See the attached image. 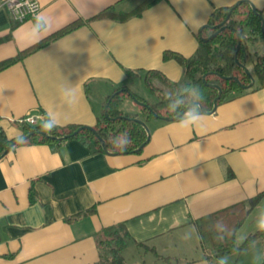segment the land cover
<instances>
[{
  "label": "crops",
  "instance_id": "0c3cea01",
  "mask_svg": "<svg viewBox=\"0 0 264 264\" xmlns=\"http://www.w3.org/2000/svg\"><path fill=\"white\" fill-rule=\"evenodd\" d=\"M36 1L37 14L21 22L0 7V62L74 21L83 24L0 70V130L8 139L24 136L18 120L28 115L93 127L118 87L144 85V71L181 81L182 66L163 53L191 56L215 9L245 1L264 18V0H160L124 21L92 18L142 0ZM41 13L51 25L34 41L29 30ZM126 70L140 74L128 79ZM69 83L72 106L61 96ZM126 99L119 109L136 115ZM141 119L150 135L139 152L107 154L68 138L24 142L0 158V264H96V234L119 224L131 239L125 250L169 257L165 264L261 263L264 238L241 244L264 223V87L218 103L196 129ZM262 192L236 231L241 247L213 259L196 222Z\"/></svg>",
  "mask_w": 264,
  "mask_h": 264
},
{
  "label": "trees",
  "instance_id": "16d2710c",
  "mask_svg": "<svg viewBox=\"0 0 264 264\" xmlns=\"http://www.w3.org/2000/svg\"><path fill=\"white\" fill-rule=\"evenodd\" d=\"M158 1L160 0H142L130 11L114 13L107 10L94 16L92 19L112 18L124 21L131 17L139 16L143 10L156 4ZM231 8L221 7L215 9L210 16L208 24L215 26L220 23L225 19ZM257 12H253L251 6L246 2L233 8L229 18L225 21L224 30L208 41H203L202 37H207L215 31L208 28L204 29L202 36L199 37L195 52L189 57H183L178 53L165 51L163 53L164 59H175L182 66L183 78L179 82H173L158 71H144L142 73L144 87L155 97L154 102H149L145 97L132 91L127 83H123L118 87L115 91L127 89L129 93L122 91L113 97L109 96L106 99V102L109 100L107 116L103 111L98 117L97 123L93 126L97 135L104 140L107 151L110 153H133L134 150L144 145L147 140V132L143 126L131 119L137 118V115L124 113L119 109V105L126 98L132 99L135 97L146 103V106H139V108L142 111L143 118L147 120L153 118V114H157L160 117H171L167 110L169 97L173 99V102L183 99V102L187 103L189 97L182 92L185 85H194L200 89L204 95L203 109L206 112L212 110L214 98L218 95V89L208 84L216 85L221 89L217 104L244 91L264 87V50L260 53L253 51L252 74L255 82L249 88H245V86L250 83V78L236 62L237 59L239 63L247 67V60L252 55L249 52L247 43L249 41L254 42L258 39L264 41V31L261 29L262 14L261 11L257 10ZM81 24H83L81 20L74 21L44 41L22 51L15 58L0 62V70L6 68L25 54L39 48L47 41ZM235 31H237L241 40L238 50L236 48L237 34ZM137 73L136 71L126 70L128 79L134 77ZM234 76L239 79V83L233 79L226 78ZM156 82H159L162 86H157ZM41 122L36 125L23 124L24 135L30 136L27 140L18 142L13 146L24 142L57 143L59 140L51 139L49 136L61 137L71 134L80 127L77 125L57 127L53 133L47 134L40 129L39 125ZM124 134H127V137ZM71 138H79L85 143L91 144L98 151H103L99 139L91 130L82 129ZM126 138H129L131 142L127 145L126 150L121 151L119 148L125 147L123 140ZM14 140L8 139L4 132L0 130V158L6 153L5 150ZM262 195L263 192L246 201L236 203L202 217L196 222L199 233L213 250V259L219 260L222 256L237 251L241 246H245L258 238H264V230L258 229L248 235L241 246L238 247L235 242L236 231L243 223L250 208L259 201ZM130 240V236L122 224L103 228L96 234V244L99 249L96 264H127L123 253ZM139 245L141 246L143 244L140 243ZM154 254L156 259L162 260L163 262H170L171 260L169 257H160L157 253ZM260 264H264V257Z\"/></svg>",
  "mask_w": 264,
  "mask_h": 264
},
{
  "label": "clouds",
  "instance_id": "9594fccd",
  "mask_svg": "<svg viewBox=\"0 0 264 264\" xmlns=\"http://www.w3.org/2000/svg\"><path fill=\"white\" fill-rule=\"evenodd\" d=\"M51 25V20L48 16L41 13L34 17V21L29 30V36L35 41L37 40L42 33L46 32ZM184 95L189 97L187 103L183 102V99L180 101L173 102V99L169 97V105L167 110L171 118L175 121L176 126L180 129H196L199 128L204 119L203 112V101L204 95L197 86L194 85H185L182 89ZM61 96L65 104L72 106L77 103V95L75 89L69 85L62 87ZM40 129L47 133L51 134L59 126V120L48 116L40 123ZM127 137V134H124ZM130 139L126 138L123 140L125 147L119 148L121 151L126 150L127 145L130 143ZM115 145V144H114ZM115 147H117L115 145ZM261 230H264V223L259 225Z\"/></svg>",
  "mask_w": 264,
  "mask_h": 264
},
{
  "label": "water",
  "instance_id": "95a60500",
  "mask_svg": "<svg viewBox=\"0 0 264 264\" xmlns=\"http://www.w3.org/2000/svg\"><path fill=\"white\" fill-rule=\"evenodd\" d=\"M243 2H245V1H238V2H237V3H236V4H235V5H234L229 11H228V13H227L225 19L222 20V21H221L220 23H218L217 25H215V26L206 25L205 28L212 29V30H215V31H214L211 35H209V36H207V37H202V40H203V41H208L209 39H211L212 37H214L216 34H218L219 32H221L222 30H224V28H225V21L229 18L232 9L235 8V7H237L238 5H240V4L243 3ZM246 3H247V2H246ZM248 4L251 6L253 12L258 13V12H257V9H256L251 3L248 2ZM261 29H262V31H264V18H263L262 16H261ZM235 32H236V34H237V47H236V48H237V50H238L239 47H240V42H241V40H240V36L238 35L237 31H235ZM236 62L239 64V66H241V67L244 69V72H245V73L249 76V78H250V83L247 84V85L245 86V88H249V87H251V86L254 84V82H255V79H254L253 75L249 72V70L247 69V67H246L244 64L239 63L237 59H236ZM226 78H227V79H233V80H235V81H237V82L239 83V79H238L236 76H234V77H226ZM208 85H209V86L216 87V88L218 89V95L214 98V101H213V108H212V110H211V111H214L215 108H216V106H217V101H218V99H219V96H220V94H221V89H220V87H218V86H216V85H212V84H208ZM122 91H125V92L129 93V91H128L127 89H119V90L115 91V93H113V94L111 95V97H113L115 94H119V93L122 92ZM132 99L135 101L136 105H138V106H146V103H144V102H142V101L136 99L135 97H133ZM108 104H109V100L106 102V104H105V106H104V114H105L106 116H107V107H108ZM203 112L206 113V111H205L204 109H203ZM153 115H154V117L162 118V119H165V120H170V119H172L171 117H160V116H158L157 114H153ZM131 119L134 120V121H136V122H138L140 125L143 126V128H144V129L146 130V132H147V140H148L149 135H150V131H149V129H148V126H147L146 122L143 121V120H141V119H138V118H131ZM82 129H88V130H91V131L96 135V137L99 139V141H100V143H101V145H102V149H103V151H104L105 153H107V154H118V153H110V152H108L104 140H103L101 137H99V136L97 135V133H96V131H95V129H94L93 127H89V126H80V127H78L74 132H72L71 134H67V135H64V136H61V137L49 136V138L54 139V140H59V141H61V140H65V139H68V138H71V137L75 136V135H76L80 130H82ZM43 135L46 136L45 133H43ZM29 136H30V135H24V136H22V137H19V138L15 139V140H14V141L8 146V148L5 150V152H7L10 148H12L14 144H16V143H18V142H23V141L27 140ZM142 146H143V145H142ZM142 146L139 147L138 149L134 150V152H138V151L142 148Z\"/></svg>",
  "mask_w": 264,
  "mask_h": 264
},
{
  "label": "rangeland",
  "instance_id": "374dc122",
  "mask_svg": "<svg viewBox=\"0 0 264 264\" xmlns=\"http://www.w3.org/2000/svg\"><path fill=\"white\" fill-rule=\"evenodd\" d=\"M247 46H248L249 52L252 54L247 60V69L250 72H253V51H257L258 53L262 52L264 50V41L262 39H258L254 42L249 41L247 43ZM156 85L162 86L159 82H156ZM129 88L132 91L145 96V98L149 102L155 101V97L148 92V90L144 87V85H142V83H138V87L135 85L129 84ZM125 105L128 106V109L131 110V112L136 113L138 119H141L142 111L140 110V108L136 106V103L133 99L127 98L125 101ZM143 252L144 251L141 248L137 250H133V248H131V249L125 250L123 254L128 264H165L163 261L155 259L152 256V254L150 253L145 254Z\"/></svg>",
  "mask_w": 264,
  "mask_h": 264
},
{
  "label": "built area",
  "instance_id": "2783aa9c",
  "mask_svg": "<svg viewBox=\"0 0 264 264\" xmlns=\"http://www.w3.org/2000/svg\"><path fill=\"white\" fill-rule=\"evenodd\" d=\"M0 7H4L10 13V16L16 21H23L31 15L37 14L40 5L36 0H3ZM44 115H28L18 120L21 124L36 125L44 119Z\"/></svg>",
  "mask_w": 264,
  "mask_h": 264
}]
</instances>
